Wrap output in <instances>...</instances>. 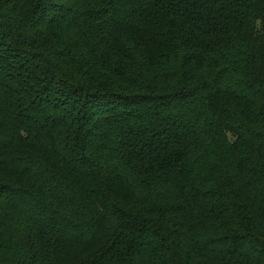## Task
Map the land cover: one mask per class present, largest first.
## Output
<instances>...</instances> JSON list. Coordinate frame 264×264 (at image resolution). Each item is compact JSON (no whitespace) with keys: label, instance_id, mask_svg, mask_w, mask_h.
Here are the masks:
<instances>
[{"label":"trees","instance_id":"obj_1","mask_svg":"<svg viewBox=\"0 0 264 264\" xmlns=\"http://www.w3.org/2000/svg\"><path fill=\"white\" fill-rule=\"evenodd\" d=\"M0 264H264V0H0Z\"/></svg>","mask_w":264,"mask_h":264}]
</instances>
